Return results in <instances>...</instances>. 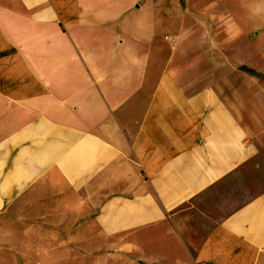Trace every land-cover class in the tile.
<instances>
[{"label": "crops", "instance_id": "obj_1", "mask_svg": "<svg viewBox=\"0 0 264 264\" xmlns=\"http://www.w3.org/2000/svg\"><path fill=\"white\" fill-rule=\"evenodd\" d=\"M0 231L48 242L0 264H264V0H0Z\"/></svg>", "mask_w": 264, "mask_h": 264}, {"label": "rangeland", "instance_id": "obj_2", "mask_svg": "<svg viewBox=\"0 0 264 264\" xmlns=\"http://www.w3.org/2000/svg\"><path fill=\"white\" fill-rule=\"evenodd\" d=\"M166 35L175 36L176 30L174 27L167 25L161 34L158 35L157 42L161 47L162 54L161 56L165 58L168 55L169 49L171 47V42L165 38ZM258 75L255 71L245 70V78H257ZM12 219H9L8 222H12ZM22 239V235L15 233L4 234L0 231V239L5 241H10L15 238ZM48 242H0V256L1 255H31L37 253L38 246H45Z\"/></svg>", "mask_w": 264, "mask_h": 264}]
</instances>
